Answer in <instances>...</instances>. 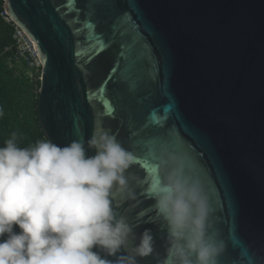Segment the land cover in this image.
I'll return each instance as SVG.
<instances>
[{
    "label": "water",
    "instance_id": "95a60500",
    "mask_svg": "<svg viewBox=\"0 0 264 264\" xmlns=\"http://www.w3.org/2000/svg\"><path fill=\"white\" fill-rule=\"evenodd\" d=\"M1 1L34 46L45 138L63 147L107 131L141 179L159 152L184 157L223 244L218 264H264V0ZM152 203L137 189L117 211L162 253Z\"/></svg>",
    "mask_w": 264,
    "mask_h": 264
},
{
    "label": "clouds",
    "instance_id": "9594fccd",
    "mask_svg": "<svg viewBox=\"0 0 264 264\" xmlns=\"http://www.w3.org/2000/svg\"><path fill=\"white\" fill-rule=\"evenodd\" d=\"M17 139L13 132L0 147V264H138L152 256L156 264H218L223 244L184 157L159 152L141 179L128 174L134 155L102 129L63 147L47 139L19 147ZM137 189L153 202L149 222L163 230L162 253L151 229L137 237L117 211L136 201Z\"/></svg>",
    "mask_w": 264,
    "mask_h": 264
},
{
    "label": "trees",
    "instance_id": "16d2710c",
    "mask_svg": "<svg viewBox=\"0 0 264 264\" xmlns=\"http://www.w3.org/2000/svg\"><path fill=\"white\" fill-rule=\"evenodd\" d=\"M3 2L0 0V13ZM13 27L0 15V147L11 133H17L19 147H27L46 139L37 121V91L39 73L24 60L16 58ZM14 232L19 229L14 225Z\"/></svg>",
    "mask_w": 264,
    "mask_h": 264
},
{
    "label": "built area",
    "instance_id": "2783aa9c",
    "mask_svg": "<svg viewBox=\"0 0 264 264\" xmlns=\"http://www.w3.org/2000/svg\"><path fill=\"white\" fill-rule=\"evenodd\" d=\"M0 15L5 22L10 23L13 27L12 38L16 47V58L24 60L27 63L28 67L38 69L40 73V66L36 58L33 43L25 36L23 31L17 28L9 20L4 10L0 13Z\"/></svg>",
    "mask_w": 264,
    "mask_h": 264
},
{
    "label": "snow or ice",
    "instance_id": "6c2138e0",
    "mask_svg": "<svg viewBox=\"0 0 264 264\" xmlns=\"http://www.w3.org/2000/svg\"><path fill=\"white\" fill-rule=\"evenodd\" d=\"M98 91H102V90H98ZM108 111L111 112V109L108 108ZM152 125V120L151 117L148 118V123L146 125H144L145 131H148L151 128ZM150 136H154L155 138H159L160 134L158 131L153 130L152 132H150Z\"/></svg>",
    "mask_w": 264,
    "mask_h": 264
},
{
    "label": "rangeland",
    "instance_id": "374dc122",
    "mask_svg": "<svg viewBox=\"0 0 264 264\" xmlns=\"http://www.w3.org/2000/svg\"><path fill=\"white\" fill-rule=\"evenodd\" d=\"M32 72L35 73V75H36V74L39 73V70H38V69H35V68H34V71H33V70H32V71H31V70H28V71H27V74H28L29 77H31V76L33 75Z\"/></svg>",
    "mask_w": 264,
    "mask_h": 264
}]
</instances>
